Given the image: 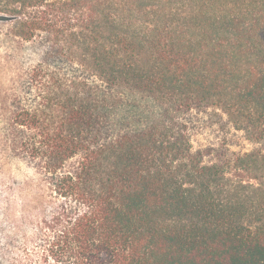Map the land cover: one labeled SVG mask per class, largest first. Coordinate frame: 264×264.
I'll return each mask as SVG.
<instances>
[{"label":"trees","instance_id":"1","mask_svg":"<svg viewBox=\"0 0 264 264\" xmlns=\"http://www.w3.org/2000/svg\"><path fill=\"white\" fill-rule=\"evenodd\" d=\"M6 19L44 49L8 134L48 255L264 264V0H0ZM192 113L215 140L194 145Z\"/></svg>","mask_w":264,"mask_h":264},{"label":"rangeland","instance_id":"2","mask_svg":"<svg viewBox=\"0 0 264 264\" xmlns=\"http://www.w3.org/2000/svg\"><path fill=\"white\" fill-rule=\"evenodd\" d=\"M12 28L9 19L0 20V264H61L48 255L40 233V221L47 213V192L40 173L27 155L13 147L8 134L17 98L27 101L32 96L30 70L44 49L37 41L17 38ZM141 103L143 109L153 106L151 99ZM192 114L194 145L215 140L216 130L204 124L208 115ZM140 115L145 119L142 109ZM132 125L137 127L138 123ZM237 143L233 151L253 147L247 139L240 138Z\"/></svg>","mask_w":264,"mask_h":264}]
</instances>
